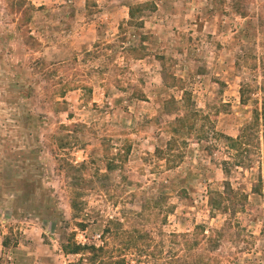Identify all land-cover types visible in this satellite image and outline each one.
<instances>
[{
    "label": "rangeland",
    "instance_id": "374dc122",
    "mask_svg": "<svg viewBox=\"0 0 264 264\" xmlns=\"http://www.w3.org/2000/svg\"><path fill=\"white\" fill-rule=\"evenodd\" d=\"M27 1L18 21L0 0V264H264V0Z\"/></svg>",
    "mask_w": 264,
    "mask_h": 264
},
{
    "label": "trees",
    "instance_id": "16d2710c",
    "mask_svg": "<svg viewBox=\"0 0 264 264\" xmlns=\"http://www.w3.org/2000/svg\"><path fill=\"white\" fill-rule=\"evenodd\" d=\"M32 9V5L28 3L27 0H15L13 2L12 6L10 7V11L18 16V21H21L23 17L30 12ZM128 20L125 22V24L122 26V31L125 32V27L126 26H135L138 27L139 22H140V17L144 15L145 11H152L155 9V5L152 3H144V4H133V5H128ZM124 27V28H123ZM124 42V41H123ZM124 50V48H121ZM144 48L139 47V48H131L128 51L124 50V52L131 54L134 58L136 59H141L145 56L144 52H142ZM164 73H163V82L165 87L170 88H179L178 86V81L175 79L173 76H171L168 72L167 69L164 68ZM136 99L143 98V95L140 94L139 92L133 94ZM180 109H181V114H177L173 119L171 120H165V121H160L161 126L158 127V131L156 133L157 137L161 133H165L168 136V139L165 140L163 143L159 144L156 146L154 150L153 156L156 157L157 159H161L165 161V167L168 169L174 168L177 164H179L184 156V151H183V146L186 144V135L189 133L193 132V123L194 120H196L197 112L189 110L188 106V98L185 92L182 93V96L180 98ZM175 103L174 99L171 98L167 100L165 106L167 108L173 107V104ZM167 111V110H166ZM224 140L226 142V146L228 149L233 150L238 144H241L242 142H238L236 139H232L228 136H223ZM245 137V136H244ZM243 139V137H242ZM241 140V139H240ZM125 152V151H124ZM226 163H224L225 165ZM111 169V167H109ZM226 188L229 189L228 184L225 185ZM217 197H220L219 201H215L214 198L211 196L210 197V208L217 210V211H224L226 209V206L224 204V199L223 197L221 198L220 195L216 194ZM228 195L232 196H237V193H234L233 191H230ZM140 238H143V236H140ZM89 253H92L94 255L98 251H102V248H95L93 246L88 247V246H78L76 244H73V247L70 248L69 252L67 253H72V254H77L79 251L82 250H89ZM138 249L139 253L144 254L145 250L142 248H135ZM153 257H155L154 254H150ZM161 254L158 253L156 257V261H159L157 259L161 258ZM158 264L160 262H157ZM113 264V263H109ZM166 264H185L184 261H181L179 257H176L174 260L171 262H167Z\"/></svg>",
    "mask_w": 264,
    "mask_h": 264
}]
</instances>
